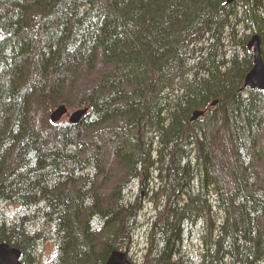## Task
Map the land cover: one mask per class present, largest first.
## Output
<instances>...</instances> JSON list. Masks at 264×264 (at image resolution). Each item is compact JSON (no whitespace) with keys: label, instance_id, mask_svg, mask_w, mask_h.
<instances>
[{"label":"trees","instance_id":"obj_1","mask_svg":"<svg viewBox=\"0 0 264 264\" xmlns=\"http://www.w3.org/2000/svg\"><path fill=\"white\" fill-rule=\"evenodd\" d=\"M254 35L264 60V0H0V242L24 264H45L49 243L53 264H105L135 244L138 188L156 212L147 261L183 264L200 227V264H264V91L245 86ZM77 82L74 107L90 112L48 142L37 105L47 116ZM108 156L123 173L110 186Z\"/></svg>","mask_w":264,"mask_h":264},{"label":"rangeland","instance_id":"obj_2","mask_svg":"<svg viewBox=\"0 0 264 264\" xmlns=\"http://www.w3.org/2000/svg\"><path fill=\"white\" fill-rule=\"evenodd\" d=\"M95 76V75H94ZM94 76H92L94 78ZM91 77V76H90ZM87 78H85L83 80V83ZM81 82V81H80ZM80 82H77V84H71L68 85L61 96H57L55 97L54 101H52V105L56 108L59 105H67L68 107V113L67 115H65L62 120L57 123V124H52L51 122V113L49 114V112L47 111L48 115L46 116V110L44 106H41L40 104L37 105L38 108H36L35 114L33 116V125L39 129L42 130L45 134H46V139L48 142H52L55 139V135L53 134L56 130V128H59L55 125L58 124H70V117L72 115V113H74L78 108H75V104L78 102H82L86 99V93L84 91H82L80 88L84 87L81 86L80 87ZM85 93V94H84ZM37 101H35L36 103ZM63 102V103H62ZM81 109V108H79ZM212 114V119L215 118V114H213V112H211ZM208 122L207 120L204 121V124L206 125ZM221 118L219 115H217V119L214 121L212 120V122L210 121V123L207 124V130L208 133H210L211 135L215 136V138L217 137V133H215L214 130H216L217 128H219L221 126ZM80 131V129H79ZM84 136H86L85 134V130L83 128H81L80 131ZM215 133V134H214ZM112 136V132H108V134L106 133L105 135H103V137H95V138H87L88 142H96L97 144H102L103 142H108L109 139ZM85 138V137H83ZM85 139V140H86ZM226 140V139H225ZM90 144V143H89ZM111 146H113L111 143L109 144ZM223 151V147L222 145L218 148L217 152L220 154V157H222L221 153ZM107 171L110 173L109 175H107L105 177V175H101L99 178L100 180H103L104 178H108V180H105L106 182L104 183L106 186H110L111 184H113L115 181H117L118 176H122L123 173L122 171H120L118 169V167L116 166L115 162L112 160L111 156L107 157ZM107 172V174H108ZM105 186V187H106ZM107 188V187H106ZM105 189V188H104ZM135 196H139L141 195V201H142V206H143V210H141L140 213V218L138 219V223H137V230L136 233L134 234V246L131 248V250H129V258L130 261L133 264H168V260L166 259H160L157 260L154 257H152L151 261L150 260H146V254H147V249L150 243V239H151V222H153V218L156 215L155 209L153 206L149 205V203H147V199L148 198L145 194V191H140V189H135ZM5 204H0V210H5ZM202 237V232H201V228L198 227L197 229L194 230V234L189 236L188 234H185V238H184V242H183V264H200V251H201V246H200V238ZM124 251V250H123ZM126 251V250H125ZM55 252H56V247H55V243H49L46 244L44 247L41 248V253L42 255V260L43 263L45 264H53V260L55 258ZM39 254V255H40Z\"/></svg>","mask_w":264,"mask_h":264},{"label":"water","instance_id":"obj_3","mask_svg":"<svg viewBox=\"0 0 264 264\" xmlns=\"http://www.w3.org/2000/svg\"><path fill=\"white\" fill-rule=\"evenodd\" d=\"M236 0H227L228 4H232ZM249 50L254 54V67L246 76L245 86L251 90L264 91V60L261 50V39L259 35H254L248 45ZM219 101H214L211 106L215 107ZM67 105H59L51 113L52 124L59 123L62 118L67 115ZM88 108H81L72 113L70 117V124L78 125L86 115H88ZM205 111L196 110L193 113L192 121H196L204 117ZM0 264H24L23 251L9 243L0 242ZM105 264H133L129 259L128 251L115 250L109 256Z\"/></svg>","mask_w":264,"mask_h":264}]
</instances>
